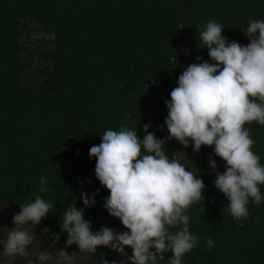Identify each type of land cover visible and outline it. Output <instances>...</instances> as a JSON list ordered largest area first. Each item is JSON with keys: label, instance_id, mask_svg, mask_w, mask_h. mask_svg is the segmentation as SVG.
I'll use <instances>...</instances> for the list:
<instances>
[{"label": "trees", "instance_id": "1", "mask_svg": "<svg viewBox=\"0 0 264 264\" xmlns=\"http://www.w3.org/2000/svg\"><path fill=\"white\" fill-rule=\"evenodd\" d=\"M182 2L191 22L184 66L202 62L197 56L212 62L199 42V30L209 20L223 24V34L240 42L241 27L264 10V0ZM181 42V19L169 0H0V194L16 207L43 196L54 207L42 223L58 233L68 205L84 207L81 192L99 189L85 218L94 230L126 231L103 207L110 193L96 178L89 149L105 130L121 125L143 137V125L150 123L157 138L168 135L160 125L168 114L165 100L176 87L170 64ZM245 127L264 165V126ZM191 148L172 140L165 151L181 156ZM213 152L203 146L186 164L205 182L207 211L201 212L203 201L188 210L198 243L182 264H264V201L250 200L249 216L239 226L209 174ZM213 158L224 171V161ZM42 176L48 181L45 193L38 192ZM260 189L264 195V185ZM201 237L211 238L214 247L207 248ZM96 254L107 261L119 255L103 246ZM171 256L164 253L159 264H168Z\"/></svg>", "mask_w": 264, "mask_h": 264}, {"label": "clouds", "instance_id": "2", "mask_svg": "<svg viewBox=\"0 0 264 264\" xmlns=\"http://www.w3.org/2000/svg\"><path fill=\"white\" fill-rule=\"evenodd\" d=\"M224 27L212 19L199 30L201 47L208 49L212 62L197 56L202 62L181 65L177 86L165 100L168 114L160 129L166 126V137L157 138L149 131L150 123L143 125V137L137 129L121 125L118 130H105L101 142L89 149L90 157L96 158V178L110 193L103 207L127 230L117 232L108 226L94 230L85 210L95 205L99 189L91 195L82 191L84 207L70 203L63 211L60 232L51 236L52 250L32 252L36 239L33 228L40 226L54 207L36 195L19 205L11 226H0V247L9 264L17 257L26 264H76L75 253L95 254L102 246L125 257L119 262L105 260L104 264H159L166 252L172 253L168 264H182V257L198 243L190 231L188 210L203 201L201 212L207 211L206 185L181 162L185 153L170 156L165 151L172 140L185 148L191 145L196 152L203 146L214 147L208 157L209 174L215 175V187L227 197L229 212L243 226L242 218L249 216V201H264L260 189L264 165L253 151L256 141L245 127L252 122L264 126V20L254 18L241 27L250 40L246 45L229 40L223 34ZM130 117L131 113L126 118ZM213 156L224 161V171ZM47 184L42 176L38 192L49 191ZM44 229L50 231L47 226ZM61 235H66V246L57 248ZM201 238L206 239L207 248L214 247L211 238ZM72 245L77 250L70 253L67 248ZM128 247L132 249L130 256Z\"/></svg>", "mask_w": 264, "mask_h": 264}, {"label": "water", "instance_id": "3", "mask_svg": "<svg viewBox=\"0 0 264 264\" xmlns=\"http://www.w3.org/2000/svg\"><path fill=\"white\" fill-rule=\"evenodd\" d=\"M172 2V4L175 6V8L178 11V14L181 19V29H182V42L177 50V53L175 54V60L174 65L175 67H170L173 80L177 86V79L180 75V65L183 59V56L187 50V47L189 45V41L191 38V22L189 18L188 11L182 2V0H169ZM260 20H264V10L258 17ZM250 42L249 38L244 35L242 40L240 41L241 44L246 45ZM174 59V58H173ZM199 152L193 151V148H191L190 152L185 154L184 158L181 160L182 163L188 164L189 162H192L197 158L199 155ZM182 156V155H181ZM20 210V207H16L14 204H12L7 198H5L3 195L0 194V226L8 225L11 226V220L13 213L18 212ZM43 223H41L40 226L34 227L33 232L35 233L36 239L34 242V245L30 248V251L32 252H39L41 250L44 251H50L51 248V239L52 234L57 233L50 229L49 232H46ZM66 246V240L60 239L57 243V248H64ZM67 250L71 253L73 251H76V247L74 245L67 248ZM127 254L130 256L132 253V249L128 247L126 249ZM76 255V264H104V259L100 258L96 253L95 254H84V253H75ZM33 260H35V256L32 257ZM125 257L119 254L114 260L119 262L121 259H124ZM110 262V261H109ZM0 264H9L8 257L3 255V249L0 247ZM14 264H26L25 260L17 257ZM36 264H39V261H36ZM52 264V262H50Z\"/></svg>", "mask_w": 264, "mask_h": 264}, {"label": "rangeland", "instance_id": "4", "mask_svg": "<svg viewBox=\"0 0 264 264\" xmlns=\"http://www.w3.org/2000/svg\"><path fill=\"white\" fill-rule=\"evenodd\" d=\"M32 34L36 36V34H34V33H32Z\"/></svg>", "mask_w": 264, "mask_h": 264}]
</instances>
